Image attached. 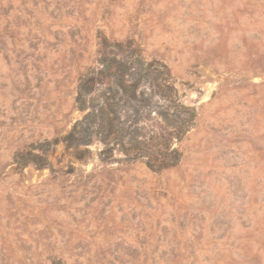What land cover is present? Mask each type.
<instances>
[{
  "label": "rangeland",
  "instance_id": "rangeland-1",
  "mask_svg": "<svg viewBox=\"0 0 264 264\" xmlns=\"http://www.w3.org/2000/svg\"><path fill=\"white\" fill-rule=\"evenodd\" d=\"M102 37L165 63L194 110L174 166L120 146L104 162L97 134L75 146ZM55 257L264 264V0H0V264Z\"/></svg>",
  "mask_w": 264,
  "mask_h": 264
},
{
  "label": "trees",
  "instance_id": "trees-1",
  "mask_svg": "<svg viewBox=\"0 0 264 264\" xmlns=\"http://www.w3.org/2000/svg\"><path fill=\"white\" fill-rule=\"evenodd\" d=\"M97 63L79 78L77 101L82 109H90L75 146L90 144L97 134L104 145L100 150L104 162L114 160L116 146H120L127 160L146 157L154 171L177 164L181 154L171 141L192 127L195 113L181 102L168 66L142 58L132 40L107 37L100 39ZM100 88L102 98L95 103L93 93ZM154 111L160 118L159 129L147 141L142 122ZM75 131L76 125L68 137L74 139ZM83 156L76 152L78 159ZM61 260L55 257L52 264H62Z\"/></svg>",
  "mask_w": 264,
  "mask_h": 264
}]
</instances>
